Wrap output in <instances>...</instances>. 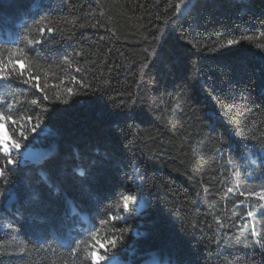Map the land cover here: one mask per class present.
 <instances>
[{
    "label": "trees",
    "instance_id": "obj_1",
    "mask_svg": "<svg viewBox=\"0 0 264 264\" xmlns=\"http://www.w3.org/2000/svg\"><path fill=\"white\" fill-rule=\"evenodd\" d=\"M164 3L165 0H161L160 7H156V0H101L105 16L100 17L96 0H44L48 14L54 20L66 18L76 21L75 26L54 25L66 31L56 33L54 40L48 38L45 50L51 49L56 53V62L64 54L74 57L75 52H82L80 57H74L70 69L62 66L64 70L48 74L49 94L54 96L64 87H73L81 94L72 98L74 103L54 105L61 111L49 124L52 135L44 137L35 147L55 152L60 161V171L65 174L71 171L73 163L90 164L93 158L103 157L108 152L115 151L130 160H146L147 155L152 154L154 158L146 160V164L147 176L156 185L153 204L155 208L165 207L166 216H161L155 209H145L142 218L135 220V230L143 234L137 243L138 248L153 253L171 252L172 255L165 256V259H170L172 264H264V255L243 237L239 240L230 237L229 243L221 240L217 247L216 241L221 234L237 236L239 233L232 227L220 229L214 219L219 215L222 222L231 225L252 210L257 215L247 220L248 229L245 231L248 241H251L253 226L264 234L262 202L245 200L238 193L227 191V187L238 185L245 191H255L264 183V175L259 173L252 178L242 174L230 175L250 171L243 167L244 161L239 158L244 151V137L258 135L264 130V76L260 72L264 67V36L259 35L264 31V0H202L194 21L189 20L170 32L166 42H153L151 36L164 23ZM93 11L94 16L87 15ZM9 12L15 14L14 9ZM157 14H160V19L155 18ZM97 20L104 27H79L80 23ZM189 24H193L192 29H189ZM32 27L33 21L26 16L0 27V55L7 56L4 41L41 39L39 32L30 31ZM197 33L199 39L196 38ZM241 34L253 38L217 52L200 48L201 44L211 45L212 41L219 42ZM185 37L193 39L197 47L187 44ZM145 48L149 52L155 50L158 55L144 52ZM37 53L39 49L33 55ZM197 63L201 70L199 83L194 76ZM78 66L86 71L90 69L86 78L83 73L75 71ZM109 66L113 69L111 72L108 71ZM24 67L17 61L18 69ZM141 68L142 82L137 86ZM72 76L84 80L93 89L107 88L114 96L124 93L117 96L116 103L136 101V119L121 121L123 130L128 133L126 137H114L110 119L102 115L93 103L99 94L85 92L79 83L71 81ZM230 77L248 84L250 98L254 101L249 107L255 109L254 117L249 115L245 119L239 115L243 107L239 100V108L234 113H226L213 99L211 88L201 87L207 81L218 90L226 89V81ZM44 80L42 75L41 87ZM14 91L17 99L35 97L42 100V92L35 88L22 85ZM0 93L7 94L2 86ZM127 93H132V96ZM207 116L213 117L214 130L208 127ZM11 132L8 125L0 124V139L10 142ZM228 138L233 145L231 151L222 147ZM229 158L234 160L233 165L226 163ZM134 175L132 168L128 167L111 170L108 180L99 179L101 195L109 199L94 221L78 218L79 222L73 225L77 231L83 232L84 227H91L94 223L93 230H98L101 240V252L105 247L104 237L111 233L113 223L101 225L100 220L107 219L115 210L114 205L122 192L127 194L125 186L127 190L134 191L129 179ZM21 177L25 185L28 182L35 184L37 174L34 166L23 168ZM65 194L79 197V186L70 183ZM44 195L47 198V193ZM192 200L197 203L193 205ZM238 201L243 203L234 207ZM7 205L8 201H5V205L0 207V243L6 249L24 244L27 251L23 256L0 257L3 264H73L67 250L43 251L37 250L35 245V236L54 231L55 225L48 219L54 211L51 207L38 204L16 216L19 205L13 203L11 208ZM249 205L253 207L249 209ZM169 212L187 221L197 220L203 230L193 231L191 239H180L179 221L174 227L170 223L173 216H167ZM81 215L86 217V214ZM14 220L19 221L18 231L7 227ZM115 226L124 227L118 222ZM124 259L129 257L125 255Z\"/></svg>",
    "mask_w": 264,
    "mask_h": 264
},
{
    "label": "snow or ice",
    "instance_id": "obj_2",
    "mask_svg": "<svg viewBox=\"0 0 264 264\" xmlns=\"http://www.w3.org/2000/svg\"><path fill=\"white\" fill-rule=\"evenodd\" d=\"M96 2L97 6L100 7V17H104L105 8L101 6V0H96ZM201 3L202 0H165L162 7L164 23L158 32L151 36L152 41L166 42L170 32L175 31L176 28L181 27L189 20L194 21ZM160 5L161 0H156L155 6L160 7ZM10 9L15 10L14 15L9 12ZM87 15L94 16L95 12H90ZM149 15L151 16V13ZM21 16H26L33 21V27L30 31L39 32L41 39L24 38L22 40L4 41V51L7 52V56L0 55V86L7 93H0V124L8 125L12 129L10 142L0 139V207L5 205V201H8V208H11L13 203L18 204L16 216L30 211L33 206L38 204H47L51 207L54 211L48 219L54 223V231L51 234L35 236V245L37 250L43 251H55L56 248L65 249L67 255L72 258L73 264H77V262L78 264H172L170 259H165V256L170 257L172 255L171 252L153 253L137 247L139 238L143 234L135 230V220L142 218L145 209H155L161 216H166L165 207L155 208L153 204V189L156 185L151 183L147 176L146 164V160L154 158L152 154H148L146 160H130L115 151L108 152L103 157L93 158L90 164L73 163L71 171L65 174L60 171V161L55 152L44 151L35 147L42 142L44 137L52 135L49 124L55 119L57 112L61 111L54 105L74 103L72 98L81 94L73 87H64L61 91H57L54 96L50 95L47 76L56 70H64L62 66L70 69L74 57H80L82 52H75L74 57L64 54L59 62H56L54 59L56 53L51 49L45 50L48 38L54 40L56 33L66 31L65 28L54 25L75 26L76 21L66 18L60 21L54 20L48 14L44 0H0V27H3L6 22L11 23L14 19H19ZM155 18L160 19V14H157ZM108 19L111 20V17L109 16ZM79 27L97 28L104 27V24L97 20L92 23H80ZM192 28L193 24H189V29ZM259 35L264 36V31H261ZM196 38H200L199 33H197ZM252 38L251 35L241 34L238 37L220 39L219 42L212 41L211 45L201 44L200 48L206 47L209 52H217L224 48L231 49L232 46L238 45L241 41H251ZM100 39L103 40L104 37H100ZM185 40L193 48L197 47L193 39L185 37ZM37 49H39V53L33 55ZM144 52L150 55H158L155 50L149 52L148 48H145ZM17 61L22 62L25 67L18 69ZM194 68L195 80L199 83L201 70L198 63L194 65ZM112 70V67L109 66L108 71L111 72ZM75 71L83 73L86 78L87 71L90 69L86 71L83 67L78 66ZM260 72L264 76V67L260 69ZM42 75L45 77L43 87L39 83ZM60 79L62 81V78ZM71 81L79 83L85 92L92 91L99 94L93 103L97 105L102 115L110 119L114 137L120 135L126 137L128 135L123 130L121 121H134L136 119L135 100L127 104L123 101L116 103L117 96H122L124 93H118L117 96H114L110 94L107 88L97 87L93 89L90 85H86L84 80H77L76 76H72ZM141 82L142 68L141 78L136 81L137 86ZM226 84V89L218 90L214 85H209L207 81H204L201 87L211 88L213 99L220 104L226 113H234L239 108L237 103L239 100L243 105L239 115L245 119L249 115L254 117L255 109L249 107L254 101L250 98L248 84L231 77L226 81ZM22 85L41 91L42 100L35 97L17 99V93L14 89ZM218 91L219 94H217ZM127 95L131 97L132 93H127ZM25 105L28 107H24ZM206 119L209 121L208 127L214 130L215 121L213 117L207 116ZM249 140L251 143H248ZM244 141V151L239 158L244 161L243 167L250 171L245 173L233 172L230 175L242 174L249 178L257 173L264 175V130L259 131L258 135L253 134L244 137ZM222 147L231 151L233 145L230 138L224 141ZM226 163L233 165L234 160L229 158ZM29 166H34L37 180L35 184L28 182L25 185L21 171ZM128 167H131L135 173L134 176L129 177L134 191L127 190V186H125L127 194L122 192L119 201L114 205L115 210L108 215L107 219L100 220L101 225L113 223L111 233L104 237L103 244L105 247L101 252V240L98 230H93L95 228L94 223L91 227H84L83 232L77 231L73 225L85 218L94 221L95 216L99 215L104 206V202L109 199V197L101 195L98 180L101 178L110 179L109 172L111 170L119 171ZM70 183L79 186V197H70L65 194ZM221 183L224 181L222 180ZM227 191L238 193L245 200H258L262 202L260 207H264V183L260 185L259 190L255 191H245L239 185L227 187ZM45 193H47V198H45ZM191 203L195 205L197 201L192 200ZM242 203L243 201H238L234 207H239ZM252 207L249 205V209ZM198 211L199 208H197ZM81 214H86V217ZM256 215L257 213L254 211L248 210L235 224L231 225L222 222L221 216H215V222L220 229L232 227L239 233L237 236H233L231 233L221 234L216 241L217 247H219L221 240L229 243L230 237L236 240L243 237L246 242H249L252 247L258 248L260 253L264 255V234L257 232L253 226L251 241H248V235L245 231L248 229L247 220L253 219ZM167 216H173L170 223L174 227L179 221L178 231L182 240L191 239L193 231L201 228L200 222L197 220L187 221L170 212L167 213ZM117 222L123 224L124 227L115 226ZM18 224L19 221L14 220L7 227L18 231ZM66 229L67 234H65ZM26 251L27 245L24 244L6 249L5 245L0 243V257L23 256ZM125 255L129 259L125 260ZM0 264H3L2 260H0ZM246 264H250V262H246Z\"/></svg>",
    "mask_w": 264,
    "mask_h": 264
}]
</instances>
